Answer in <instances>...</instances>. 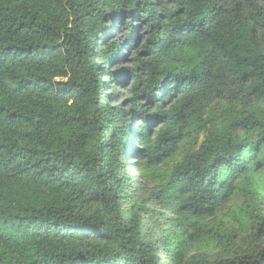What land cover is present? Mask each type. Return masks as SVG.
<instances>
[{"label": "trees", "instance_id": "obj_1", "mask_svg": "<svg viewBox=\"0 0 264 264\" xmlns=\"http://www.w3.org/2000/svg\"><path fill=\"white\" fill-rule=\"evenodd\" d=\"M260 1L0 0V264H264Z\"/></svg>", "mask_w": 264, "mask_h": 264}, {"label": "rangeland", "instance_id": "obj_2", "mask_svg": "<svg viewBox=\"0 0 264 264\" xmlns=\"http://www.w3.org/2000/svg\"><path fill=\"white\" fill-rule=\"evenodd\" d=\"M260 2H261V3H263L264 1H262V0H261ZM135 23H136V24H138V22H135ZM121 89H122V88H121ZM132 172H134V173H135V171H134V170H133Z\"/></svg>", "mask_w": 264, "mask_h": 264}]
</instances>
